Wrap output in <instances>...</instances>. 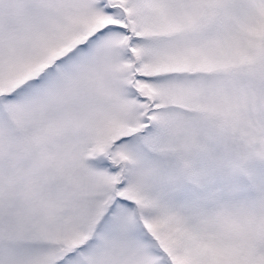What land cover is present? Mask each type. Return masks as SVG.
<instances>
[{"label":"snow or ice","instance_id":"snow-or-ice-1","mask_svg":"<svg viewBox=\"0 0 264 264\" xmlns=\"http://www.w3.org/2000/svg\"><path fill=\"white\" fill-rule=\"evenodd\" d=\"M0 264H264V0H0Z\"/></svg>","mask_w":264,"mask_h":264}]
</instances>
